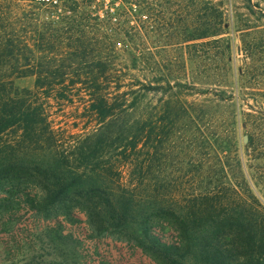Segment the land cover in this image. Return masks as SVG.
<instances>
[{"label":"trees","instance_id":"16d2710c","mask_svg":"<svg viewBox=\"0 0 264 264\" xmlns=\"http://www.w3.org/2000/svg\"><path fill=\"white\" fill-rule=\"evenodd\" d=\"M2 1L0 239L8 259L82 264L80 230L157 264H264V31H241L237 60L219 4L182 0V16L167 9L164 65L154 51L116 46L152 32L159 0H65L45 16ZM121 51L130 69L159 77L122 71ZM29 76L32 89L13 85ZM48 99L82 110L85 127L54 129Z\"/></svg>","mask_w":264,"mask_h":264},{"label":"rangeland","instance_id":"374dc122","mask_svg":"<svg viewBox=\"0 0 264 264\" xmlns=\"http://www.w3.org/2000/svg\"><path fill=\"white\" fill-rule=\"evenodd\" d=\"M24 9L35 8L38 12L42 13L45 16V9L51 10V7H41L37 4L28 1L21 0H10ZM65 0H60L59 3H62ZM88 2L90 0H76ZM171 1V2H170ZM213 3H218L223 15V23L225 28L224 37L229 41L231 50L235 53L236 59L241 58L240 49L241 42L240 37L243 29L245 27L253 26L254 29H262L264 31V19L259 17V9H264V0H210ZM173 2V3H172ZM58 3V4H59ZM0 4H3V1L0 0ZM160 6H154V9L160 11L156 15L153 22L152 32L149 35L141 32L139 40L136 44L124 43L116 44L117 47L123 48L125 46H136L144 50H151L156 52L155 59L158 63L165 65V60L160 61L159 52L161 48L168 47L169 39L167 34L172 32V27L167 26L173 22V17L168 13V10L172 11L173 9L177 10L178 15H183V10L186 7V3L182 0H159ZM169 4V5H168ZM171 4V5H170ZM119 6V5H118ZM193 7L196 10L197 3H193ZM169 8V9H168ZM92 16L102 17V11L96 7V5L90 4L89 8ZM168 9V10H167ZM162 17V18H161ZM55 18V17H54ZM141 19L142 16L139 15ZM56 19V18H55ZM166 23V25H164ZM183 24V23H180ZM180 28V26H179ZM242 31V32H241ZM181 33V32H180ZM199 41H196L198 43ZM178 46V45H177ZM183 47V45H179ZM183 50V49H181ZM181 53V52H180ZM117 67L122 71L127 72L128 74L134 76L135 79L139 81L152 80L153 78L159 77L157 73H150L147 69L139 66L137 70H132L130 65V59L128 55L124 52H120L119 58L117 60ZM239 62L237 61V65ZM198 70H201L198 69ZM131 77V76H126ZM33 77H23L18 78L13 81V85L18 89H32L33 88ZM149 99V96L146 97ZM185 99L194 100L195 97H186ZM202 97H197L195 101L201 102ZM45 110L47 112L48 120L51 122V125L54 129L63 131L64 134H74L79 133L81 129L87 124L84 123V120H81L82 110H76L74 106H71L68 102H57L56 100L48 99L45 103ZM82 218V215H79ZM78 239L81 240L82 247V258L77 259L82 262V264H157L153 260L140 256L136 252H130L124 245L125 243L115 242L111 239H100V240H90L84 234V231L77 230L75 232ZM1 236V235H0ZM6 241L0 239V264H26L30 263V258H22L19 256L14 257L13 259H8L7 254L3 251L2 242ZM6 247V246H5ZM20 255V254H19ZM24 256H27L26 253H23ZM31 264H35L31 262Z\"/></svg>","mask_w":264,"mask_h":264},{"label":"built area","instance_id":"2783aa9c","mask_svg":"<svg viewBox=\"0 0 264 264\" xmlns=\"http://www.w3.org/2000/svg\"><path fill=\"white\" fill-rule=\"evenodd\" d=\"M21 1H28V2H32L34 4H37L41 7H51L53 5H56L60 2V0H21ZM95 3H103V4H108L110 3V1L112 0H93ZM116 2L115 5H117L121 0H113Z\"/></svg>","mask_w":264,"mask_h":264}]
</instances>
